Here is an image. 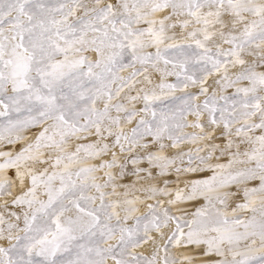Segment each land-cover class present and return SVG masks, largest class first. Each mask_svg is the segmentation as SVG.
I'll use <instances>...</instances> for the list:
<instances>
[{
	"label": "snow or ice",
	"instance_id": "6c2138e0",
	"mask_svg": "<svg viewBox=\"0 0 264 264\" xmlns=\"http://www.w3.org/2000/svg\"><path fill=\"white\" fill-rule=\"evenodd\" d=\"M0 264H264V0H0Z\"/></svg>",
	"mask_w": 264,
	"mask_h": 264
}]
</instances>
